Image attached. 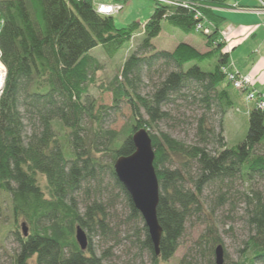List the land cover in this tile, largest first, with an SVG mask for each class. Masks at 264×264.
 Returning a JSON list of instances; mask_svg holds the SVG:
<instances>
[{"label": "trees", "instance_id": "16d2710c", "mask_svg": "<svg viewBox=\"0 0 264 264\" xmlns=\"http://www.w3.org/2000/svg\"><path fill=\"white\" fill-rule=\"evenodd\" d=\"M183 1L192 5L169 8L155 2L144 25L117 28L114 16L100 14L94 0H0V63L6 70L0 95V193L10 199V236L19 248L12 264H105L93 247V232L119 241L110 236L112 219L98 197L105 177L126 197L127 224H140L133 245L149 253L150 264H169L188 222L203 211L206 185L264 176V153L259 151L264 111H251L246 139L236 148L227 146L209 119L211 112L223 116L233 107L232 85L221 70L230 59L220 42L224 18L215 12L229 8L232 0ZM198 11L213 24L210 34L196 32ZM163 20L199 35L208 51L184 42L173 51L157 50L152 41L162 32ZM138 32L145 35L139 48L111 82L97 86L112 94V104H99L91 87L101 65L91 51L102 46L114 57ZM159 62L178 69L144 93L145 71ZM190 62L197 64L184 71ZM189 96L203 110L197 119L198 144L187 145L167 132L151 133L160 122L175 118L167 107ZM123 105L132 112L130 120L120 130L109 128L107 122ZM140 128L149 131L156 153L157 211L164 231L158 256L143 217L114 170L117 158L135 152L132 135ZM221 199L227 201L225 193ZM247 199L252 235L246 259L256 264L264 262V197L253 192ZM78 225L88 235L85 251L76 240ZM195 243V250L177 264H216L215 247L223 242L213 228Z\"/></svg>", "mask_w": 264, "mask_h": 264}, {"label": "rangeland", "instance_id": "374dc122", "mask_svg": "<svg viewBox=\"0 0 264 264\" xmlns=\"http://www.w3.org/2000/svg\"><path fill=\"white\" fill-rule=\"evenodd\" d=\"M258 2L263 7L257 11L264 13V5L260 0ZM94 3L96 7L99 4L113 5L117 3L123 5V9L113 15L117 28L126 27L134 22L144 25L151 19L156 8V3L151 0H94ZM144 38V33L138 32L114 57H108L102 46L91 51V55L97 57L101 65L100 70L95 75V84L93 85L95 87H91V94L98 100L99 104L111 105L113 98L110 92H102L97 86L108 84L114 79L125 61L142 44ZM182 42L192 44L200 51L203 50V45L200 44L203 39L199 35H188L166 20L162 21V32L152 41L157 50L167 51H173L176 45ZM195 64L197 63L190 62L183 67V70L187 71ZM201 67L205 71H210V67L207 65L201 64ZM0 69H2L1 65ZM3 69L5 70L4 67ZM177 69L178 67L173 63H156L151 69L145 71L143 92H151L160 79ZM4 72L6 75V70ZM260 97L264 99V96L260 95ZM192 100L189 96L187 100H179L167 107L175 118L168 122H160L157 127L150 130L151 133L167 132L187 145L198 144L197 119L202 115L203 110ZM238 103L240 104V102ZM250 104L254 103L246 101L243 110L232 107L223 116L214 112L209 114L210 124L217 132L222 131L229 148L238 147L246 139L251 112L250 110L246 111V106L251 107ZM131 115L130 108L123 105L119 114L111 116L107 126L111 129L120 130L130 120ZM259 151L264 153V139ZM195 170L191 173L193 177L196 176ZM253 192H260L264 197V176H257L253 179L238 177L232 181H215L206 185L202 194L203 211L188 222L185 234L180 241V247L175 258L170 260L169 264H177L186 254L192 253L195 250V242L209 228H213L214 233L223 242L225 264H247L246 255L249 253L247 243L252 235L247 220L249 208L247 196H252ZM99 193L100 202L106 206L112 219L110 225L114 234L110 236L115 237L116 235L119 240L102 236L100 235L101 232H93V247L100 256H104V263L150 264L151 256L149 253L141 251L138 244L133 245L132 243L136 241V237L133 236L134 230H138L140 224H127L130 209L125 195L114 186L109 177H105L102 181L101 192ZM223 193H225L227 201L221 199ZM13 221L10 199L7 194L0 193V264H12L18 254V244L10 236ZM256 264H264V262L258 260Z\"/></svg>", "mask_w": 264, "mask_h": 264}, {"label": "water", "instance_id": "95a60500", "mask_svg": "<svg viewBox=\"0 0 264 264\" xmlns=\"http://www.w3.org/2000/svg\"><path fill=\"white\" fill-rule=\"evenodd\" d=\"M3 87L1 89V92ZM136 150L132 155L120 156L114 163L119 182L129 194L134 207L140 212L148 229L156 255L160 254L163 228L158 218L160 203V184L154 165L155 149L152 137L146 128L137 129L132 135ZM22 229L27 235L26 225ZM76 240L83 251L89 246L87 232L78 225ZM216 264H225V248L222 244L215 247Z\"/></svg>", "mask_w": 264, "mask_h": 264}, {"label": "crops", "instance_id": "0c3cea01", "mask_svg": "<svg viewBox=\"0 0 264 264\" xmlns=\"http://www.w3.org/2000/svg\"><path fill=\"white\" fill-rule=\"evenodd\" d=\"M260 8L258 0H232L229 8L215 9V12L224 18L220 26L221 38H225L231 47L230 59L242 74L253 77L254 88L264 96V13L257 11ZM200 44L203 45L201 52H207L204 39ZM229 95L233 107L243 110L246 105L244 93L231 87ZM250 105L246 106V111L254 109V104Z\"/></svg>", "mask_w": 264, "mask_h": 264}, {"label": "built area", "instance_id": "2783aa9c", "mask_svg": "<svg viewBox=\"0 0 264 264\" xmlns=\"http://www.w3.org/2000/svg\"><path fill=\"white\" fill-rule=\"evenodd\" d=\"M151 1L168 6L169 8H176V7L189 8L192 5L190 2L183 1V0H151ZM260 1L264 5V0H260ZM262 7L263 6H261V9ZM96 8L100 14L114 15L123 9V5L117 4V3L113 5L99 4L98 7ZM195 19L197 20L196 27H195V30L197 33L210 34L212 32V29L214 28L213 24L207 21L201 12L198 11L196 13ZM220 42L226 44V39L221 38ZM226 51L229 55L231 54V47L228 44H226ZM0 58H1V50H0ZM221 70L227 76V80L231 83V85L236 90L243 92L246 95L245 96L246 101L254 103L256 109L264 110V99H262L260 95L256 92L253 86L254 79L251 75L242 74L237 69V67L235 66L234 62L231 59H229L228 64L223 66ZM4 71L5 70L2 68L1 75L3 77V82L5 78ZM2 87L0 88V93H1Z\"/></svg>", "mask_w": 264, "mask_h": 264}, {"label": "bare ground", "instance_id": "6f19581e", "mask_svg": "<svg viewBox=\"0 0 264 264\" xmlns=\"http://www.w3.org/2000/svg\"><path fill=\"white\" fill-rule=\"evenodd\" d=\"M1 65V64H0ZM2 66V65H1ZM2 68H3V66H2ZM2 85H3V77H2V75H1V69H0V88L2 87Z\"/></svg>", "mask_w": 264, "mask_h": 264}]
</instances>
